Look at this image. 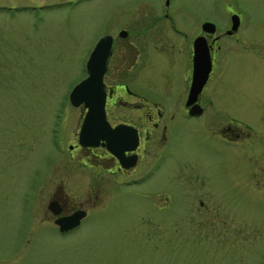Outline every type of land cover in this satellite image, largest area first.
<instances>
[{
  "label": "rangeland",
  "instance_id": "obj_1",
  "mask_svg": "<svg viewBox=\"0 0 264 264\" xmlns=\"http://www.w3.org/2000/svg\"><path fill=\"white\" fill-rule=\"evenodd\" d=\"M231 10L237 32L219 37L203 87L216 107L172 111L155 171L111 170L73 146L68 92L99 34L148 11L189 37L203 18L219 32ZM148 78H170L167 100L182 103L181 65L157 55ZM229 118L264 127V0H0V264H264V179L249 177L264 158L219 135ZM59 186L86 210L66 232L45 208Z\"/></svg>",
  "mask_w": 264,
  "mask_h": 264
},
{
  "label": "flooded vegetation",
  "instance_id": "obj_2",
  "mask_svg": "<svg viewBox=\"0 0 264 264\" xmlns=\"http://www.w3.org/2000/svg\"><path fill=\"white\" fill-rule=\"evenodd\" d=\"M232 13L235 12L231 10L228 13V24L219 32L216 30L214 21L205 18L198 19L193 25L194 29L190 37L184 31L176 29L172 24H162V19L154 11H148L142 14L141 17L140 15L137 16L126 27L119 26L111 32L99 34L97 38L103 35L110 37V49L102 75L105 91L104 117L111 127L116 124H123L134 129L137 140L134 148L124 149L121 161L123 164L101 143L95 146L77 144L78 125L85 111V108L79 105L77 106L80 112L79 120L73 146L86 155L89 160L105 159L104 165L107 168L112 167L111 170L114 169L121 173H128L137 168L149 170L150 173L155 171L158 168V163L164 159L161 150H163L162 144L166 138L168 123L173 117L172 111L181 109L189 116L200 114L205 116L207 108L216 107L203 94V87L213 67L216 66V63H219L215 62L217 51L221 47L218 43L219 37L223 33L232 35L237 32L240 22L239 17L235 28L230 29L229 32L227 31L230 28V15ZM164 16L167 17V14L164 13ZM206 20L214 23L211 32L206 31V28L202 27V23ZM199 37H203L205 46L202 47L200 42L197 43L201 39ZM195 38L196 41L194 42ZM223 45L224 49L231 48L230 43H223ZM161 54L166 55L171 60V65H181L186 72L187 85L184 95L181 96V104L179 103L180 94L177 95L176 104H171L167 100L171 93L172 81L170 78L164 80L161 85L157 84L152 78L141 79V70L149 66L153 59ZM196 54L198 57L194 65V55ZM206 57L209 59V68L205 81L199 90L191 96L189 90L194 68L198 66V69L201 70L203 65H205ZM224 61H220L222 66L225 64ZM190 96L191 99L193 98L192 101ZM167 112L169 113L168 117ZM217 118L216 116H209V121ZM217 130L224 140L241 147L245 145L248 155L260 154L264 158V127L258 129L261 132L251 130L247 126H245L244 130L229 118L224 122H219ZM150 152L157 158L154 165L146 157ZM249 177L252 181L255 179L259 180V178L264 179V159L257 170L251 167ZM253 187H261L264 190V181L259 185L257 183L253 184ZM71 200L60 189V186L50 192L45 208L50 214V220H47L54 227L57 228L53 223L55 217L66 215L78 208H82L80 202H71ZM49 201H52L59 210L56 215L52 214L48 209L47 203ZM83 209L85 210V208ZM82 218H80L79 222ZM42 222L44 221H41V217L38 216L37 224ZM30 235V233L26 234L28 237Z\"/></svg>",
  "mask_w": 264,
  "mask_h": 264
},
{
  "label": "water",
  "instance_id": "obj_3",
  "mask_svg": "<svg viewBox=\"0 0 264 264\" xmlns=\"http://www.w3.org/2000/svg\"><path fill=\"white\" fill-rule=\"evenodd\" d=\"M237 16L231 15L230 29L237 25ZM213 24L210 22H203L202 27L211 32ZM227 30L228 32L230 31ZM197 41L201 46L204 45L203 37ZM196 41V38L194 42ZM110 49V37L108 35L101 36L94 44L85 60V76L80 78L71 88L68 93V99L73 106L82 104L85 107V112L79 126L77 140L81 145H97L100 141L104 144L114 156L122 163V156L124 149H132L136 143L135 130L127 125L116 124L110 126L104 117V98L105 91L103 89L102 74L105 69V60ZM198 52V45H197ZM194 65L198 55H194ZM209 68V59L205 58V65L202 69L198 66L194 68L191 83L190 95L196 93L203 82L205 81L207 71ZM190 96V99H191ZM193 98L191 99V101ZM123 164V163H122ZM48 208L53 213L59 210L54 206L52 201H49ZM84 215V211L77 209L68 215L57 216L54 222L58 225L59 230H66L75 226L79 218Z\"/></svg>",
  "mask_w": 264,
  "mask_h": 264
}]
</instances>
